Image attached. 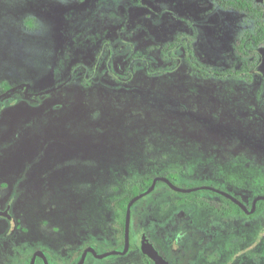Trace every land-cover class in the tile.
I'll return each instance as SVG.
<instances>
[{
  "label": "rangeland",
  "instance_id": "374dc122",
  "mask_svg": "<svg viewBox=\"0 0 264 264\" xmlns=\"http://www.w3.org/2000/svg\"><path fill=\"white\" fill-rule=\"evenodd\" d=\"M249 28L216 0H0V204L13 187L42 185L17 197L28 202L31 232L45 213L36 210L54 203L66 233L80 222L63 213L69 187L81 192L79 219L95 221L83 214L95 207L88 192L112 202L163 170L176 173L179 188L248 199L264 186V77H201L173 45L189 41L209 69L235 68ZM260 62L264 73V47ZM186 112L201 125H180ZM204 192L183 196L222 205ZM153 196L160 222L171 214L166 196L182 197L163 184ZM187 212L196 230L182 264H264V214ZM206 224L220 231L197 239Z\"/></svg>",
  "mask_w": 264,
  "mask_h": 264
},
{
  "label": "flooded vegetation",
  "instance_id": "af4514ba",
  "mask_svg": "<svg viewBox=\"0 0 264 264\" xmlns=\"http://www.w3.org/2000/svg\"><path fill=\"white\" fill-rule=\"evenodd\" d=\"M219 7L222 8L221 6ZM180 46L184 52L186 63L195 74L201 77L212 76L220 80L243 79L247 83H252L255 80H259L258 83L263 81L262 78L264 77V73H260L258 68L262 60V48L264 47V43L261 44L258 49V57L254 65L241 58L238 45L237 52L241 60L238 65L239 67L229 69H224V67H222L221 70H213L205 66L201 60L197 58L194 48L189 41L185 40L181 42L180 45H173V48ZM110 74L113 77H118L119 73L115 70ZM261 99H264V95ZM189 117V113L186 112L183 121H180V125H201L192 121ZM154 122L158 125L162 124L158 120ZM163 171L164 172L157 177H165L172 184L177 186L175 181H171L165 175L170 171ZM158 183L159 182L156 183L151 193L142 197L131 207L128 241L125 236L126 207L123 212L122 202L129 193L139 190V194H141L149 187H129L127 185L124 188L123 195L112 202L104 201V195L96 196V192H88L90 197L94 200L95 207H93L91 212L83 214L97 215L95 221H83V219H79L81 209L79 210V208L75 206L77 202L74 200L75 198H79L81 192L75 190L77 188L69 187L68 189L70 190L66 192L67 194H64L67 198L72 199V202L69 203L64 212L63 210H61V212H63L70 221L72 219L80 221L79 224L67 227L64 230L67 231L66 233L62 232L64 229L63 226L52 218L54 213L59 212L56 211L54 203H52L48 206H44L40 210L35 209L39 213L44 210L45 213H41V217L36 221V228L33 234L31 232L32 224L28 222L27 219V214L30 213L26 208L28 202L22 204L21 201L17 200V197L20 194L26 196L27 194L33 193H36V196L41 192L44 186L39 185L38 189L30 187L28 190L23 187L20 189L13 187V191L11 192L12 197H10L9 202L0 204V264H79L83 255L84 260L82 264H182V258L186 257V246L189 242V238L194 236L193 233H195L196 230V228L192 227L194 215L191 217L187 211L191 210L192 206H195L198 208L211 209L216 214L226 218L228 216H223L221 213L217 212L216 209L224 208L227 204L220 198L223 196L216 193H214L215 195L208 194V196L220 200L222 205L216 204L212 200L186 197L183 196L182 193L175 192L182 197L180 199L171 200L169 196H166L167 203L165 207L171 211V214L167 215L169 217L164 220V222H160V219L158 217L156 218L154 214L160 205L159 199H154L155 196H153L155 189L159 185ZM160 183L169 188L166 184ZM254 193H251L248 199L240 195L239 197H233L243 203L247 208V202ZM35 196H32L30 201ZM197 201L202 203H198ZM22 205H25V208L22 207ZM184 207L188 209L185 211ZM250 210L251 205L249 211ZM244 214L249 219L254 218L251 217L253 213L249 215L246 213ZM18 215L21 216L18 217ZM44 215H47V220L49 221H46ZM21 217H23V221ZM61 217L63 218V216ZM22 222L28 224V226H23ZM47 222H51L50 230L49 232H42L44 227L49 226ZM206 225L208 228L199 230L201 234H198L197 239L202 240L204 238L213 240L218 234V231H220L219 225ZM26 234H28V236H25ZM145 250L149 251L154 256L149 255ZM108 259H113V261H109ZM187 263L189 264V262Z\"/></svg>",
  "mask_w": 264,
  "mask_h": 264
},
{
  "label": "trees",
  "instance_id": "16d2710c",
  "mask_svg": "<svg viewBox=\"0 0 264 264\" xmlns=\"http://www.w3.org/2000/svg\"><path fill=\"white\" fill-rule=\"evenodd\" d=\"M218 5L225 10L236 11L247 19L250 23V28L246 30V34L241 38L238 50L240 52L241 58L251 62L252 65L257 61L258 49L260 45L264 43V0H216ZM30 23H28L29 25ZM249 68V66H248ZM4 90H9L6 83L1 86ZM171 181H176V173L168 172L165 174ZM153 177H150L146 181L141 183H129V187H144L148 188L151 185ZM158 184H161L160 182ZM140 193L139 190H135L128 194L126 199L122 202V210L125 211L126 204L136 195ZM211 195H215L211 192H204ZM258 195H264V186H262L259 191L251 195L247 202V209H250L252 199ZM227 206L221 209H216L217 212L221 213L223 216H244L246 215L241 211V209L230 202L229 200L220 197ZM198 203H202L197 201ZM264 214V201H259L256 205V209L251 217H257Z\"/></svg>",
  "mask_w": 264,
  "mask_h": 264
},
{
  "label": "water",
  "instance_id": "95a60500",
  "mask_svg": "<svg viewBox=\"0 0 264 264\" xmlns=\"http://www.w3.org/2000/svg\"><path fill=\"white\" fill-rule=\"evenodd\" d=\"M157 182H162L164 184H166L172 191L177 192V193H182V194H189L192 192H197V191H210L213 193H216L220 196L225 197L226 199L230 200L232 203H234L235 205H237L242 211H244V213H246L247 215L254 213L255 209H256V205L259 201H264V195H259L257 197H255L252 201L251 204V210H247V208L245 207V205H243V203H241L239 200H237L235 197L231 196L230 194L223 192L221 190H218L214 187H209V186H203V187H199V188H194V189H182L179 188L177 186H175L174 184H172L167 178L165 177H157L154 178L151 185L149 186V188L141 194L136 195L135 197H133L127 204L126 206V218H125V236H126V240L128 241V237H129V224H130V210L131 207L138 201L140 200L142 197H144L145 195L151 193ZM146 253H148L151 256H154L153 254H151L149 251H146ZM84 260V255L82 256V259L80 261L79 264H82ZM32 264V263H31Z\"/></svg>",
  "mask_w": 264,
  "mask_h": 264
}]
</instances>
